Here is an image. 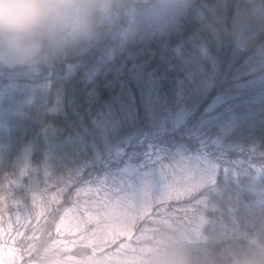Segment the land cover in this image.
<instances>
[{
	"label": "trees",
	"instance_id": "16d2710c",
	"mask_svg": "<svg viewBox=\"0 0 264 264\" xmlns=\"http://www.w3.org/2000/svg\"><path fill=\"white\" fill-rule=\"evenodd\" d=\"M250 10H264V0H192L174 26L147 39L105 40L34 71L0 68L5 228L9 218L13 234L35 227L16 226L20 211L34 221L39 216L59 239L61 219L82 189L158 148L211 159L219 176L191 196L155 205L134 236L153 227L158 210L190 216L194 226L230 206L237 215H257L256 189L264 190V79L253 71L250 51L207 26L219 19L231 30ZM252 31L264 41V31ZM197 127L207 132L198 137ZM217 137L224 143H215Z\"/></svg>",
	"mask_w": 264,
	"mask_h": 264
},
{
	"label": "clouds",
	"instance_id": "9594fccd",
	"mask_svg": "<svg viewBox=\"0 0 264 264\" xmlns=\"http://www.w3.org/2000/svg\"><path fill=\"white\" fill-rule=\"evenodd\" d=\"M192 0H0V68L34 71L69 55L111 40L124 44L147 39L179 20ZM217 37L229 35L250 51L253 71L264 79V10L245 12L231 30L219 19L207 21ZM253 201L254 216H240L234 207L214 209L193 225L171 210L157 211L149 239L134 253L103 251L87 238L68 247L56 243L44 226L29 227L15 244L0 238V264H264V190ZM227 216V219H225Z\"/></svg>",
	"mask_w": 264,
	"mask_h": 264
},
{
	"label": "rangeland",
	"instance_id": "374dc122",
	"mask_svg": "<svg viewBox=\"0 0 264 264\" xmlns=\"http://www.w3.org/2000/svg\"><path fill=\"white\" fill-rule=\"evenodd\" d=\"M177 122V121H176ZM201 127L195 129L198 137ZM223 144L224 138L216 139ZM225 147L234 149L235 145ZM141 162H134L121 171L104 177L96 187L82 189L80 200L74 209L68 210L59 224V238L72 246L81 242L83 235H90L98 225L113 233L120 230L134 232L135 225L142 221L152 208L171 200H179L209 186L216 179L219 165L189 156L181 150H155ZM229 169H225L228 172ZM108 197L109 206L101 208L104 198ZM147 209V211H145ZM114 213V215H113ZM148 230V231H145ZM149 228L140 227L141 233L149 234ZM138 235V236H139ZM135 244V237L133 234ZM120 236L115 245H105L103 251L117 252ZM123 240V241H122Z\"/></svg>",
	"mask_w": 264,
	"mask_h": 264
},
{
	"label": "snow or ice",
	"instance_id": "6c2138e0",
	"mask_svg": "<svg viewBox=\"0 0 264 264\" xmlns=\"http://www.w3.org/2000/svg\"><path fill=\"white\" fill-rule=\"evenodd\" d=\"M15 183V181L13 182ZM5 198L3 196H0V202H2ZM20 201L17 199L12 198V207L13 208H19ZM109 206V199L108 197L104 198V201L101 204V208H107ZM3 209H0V212H2ZM147 211V209H145ZM114 215V213H113ZM3 216L0 215V238H3L7 240L10 244H15L18 240L23 239L25 236L24 232L16 231L13 234V220L12 218H9L7 223V228H5L3 224ZM32 223H35V226H40V217L37 216L35 218V221L33 220V217L31 214H23L20 211L15 212V224L20 229H25L26 226L31 225ZM59 232V229L57 230ZM148 231V230H145ZM120 236L126 237L129 241L128 243L120 242L117 253L127 251L129 253H134L137 251V245L140 244L141 241H146L149 239V236L145 233H141L139 236L135 237V244H133L131 241L133 240L132 233L130 231L120 230L118 233H113L111 230L106 229L104 226L98 225L96 230L93 231L90 235H83L81 237V240L87 238L92 243H101L104 246L105 245H115L117 243V240ZM56 243L60 245H66L69 248L75 245V241L72 242V246H69L67 243H65L63 240L57 239Z\"/></svg>",
	"mask_w": 264,
	"mask_h": 264
}]
</instances>
